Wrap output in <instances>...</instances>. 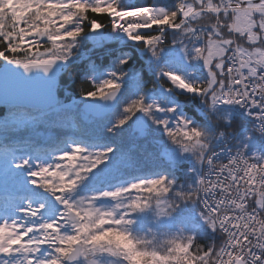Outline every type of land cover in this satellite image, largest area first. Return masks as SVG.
Listing matches in <instances>:
<instances>
[{
	"label": "snow or ice",
	"instance_id": "1",
	"mask_svg": "<svg viewBox=\"0 0 264 264\" xmlns=\"http://www.w3.org/2000/svg\"><path fill=\"white\" fill-rule=\"evenodd\" d=\"M0 264H264V0H0Z\"/></svg>",
	"mask_w": 264,
	"mask_h": 264
}]
</instances>
